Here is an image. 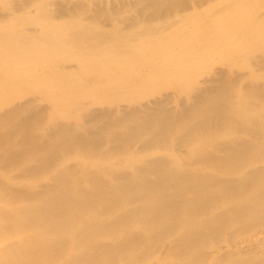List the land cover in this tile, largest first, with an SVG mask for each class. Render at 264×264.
<instances>
[{"label":"rangeland","instance_id":"374dc122","mask_svg":"<svg viewBox=\"0 0 264 264\" xmlns=\"http://www.w3.org/2000/svg\"><path fill=\"white\" fill-rule=\"evenodd\" d=\"M24 1L0 0V136L11 133L9 140L0 138V187L4 188L0 264H24L25 259L15 253L24 249V239L33 241L39 235L32 230L7 231L10 218L31 203L38 205V213L51 217L43 200L55 196L56 176L63 169L72 172L73 180L98 171L108 192L124 186L145 189L114 207L97 208L99 214L90 223L106 224L125 211L145 208L120 235L107 229L101 233L100 241L106 245L138 239L133 250L142 254L140 261L124 257L117 264H264L262 197L233 196L204 209L198 218L185 221L181 217L188 231L185 239L183 228L174 221L168 230L149 238L144 220L155 196L151 189L161 176L151 164L155 160L214 175L205 193L264 169V152L255 147L247 150L254 163L240 167L241 175L236 176L218 174L197 156L205 148L220 158L228 151H216V142L253 139L255 132L241 129L243 121L233 128L208 126L192 136H186L183 127L187 122L198 124L206 116L199 112L189 117L186 111L209 93L219 100L225 94L221 101L228 104V114L246 116L251 125L264 122V0H32L26 6ZM47 23L65 34H71L76 25L84 26L95 49L37 50L18 35L43 33ZM146 25L149 35H140L138 44L154 43L156 49L144 58L139 46L125 58L126 42L137 43L130 37ZM5 32L7 37L2 35ZM116 34L122 36L121 48H113ZM224 38L226 43L221 42ZM38 113L41 117H33ZM27 118L39 142H50L53 129L58 128L89 137L95 146L86 153L69 147L61 150L62 145L39 151L57 160L32 175L36 162L11 166L3 160L10 152H34L14 131ZM173 118L182 124L169 127ZM155 131L164 135L163 144L153 143ZM213 132L218 135L207 137ZM119 134L132 139L125 148L111 151L119 146L113 143V135ZM34 191L37 194L29 195ZM214 217L219 223L208 225ZM41 234L55 238L51 230ZM87 249L95 251L94 264H111L95 247ZM3 250L13 253L17 263L3 261ZM75 261L76 251H67L51 264Z\"/></svg>","mask_w":264,"mask_h":264},{"label":"bare ground","instance_id":"6f19581e","mask_svg":"<svg viewBox=\"0 0 264 264\" xmlns=\"http://www.w3.org/2000/svg\"><path fill=\"white\" fill-rule=\"evenodd\" d=\"M31 1H24L25 6ZM145 27L138 31L136 30L130 37V40L134 38L137 43L126 42L127 52L124 53L125 58H129V52L139 46L145 52L140 54L144 58L148 56L149 50L156 49L154 43L138 44V37L140 35L143 33H145L143 36L149 35L148 26L146 25ZM9 33L11 34V32ZM2 35L7 37V32ZM18 35L24 41L31 44L32 48L37 50L53 48L65 50V48H70V46H73L72 48L76 52L88 48L95 49L93 38L84 26L76 25L71 34H65L57 31L56 27L47 23L45 24L43 33L22 32L18 33ZM119 37L122 36L120 34L113 36V39L117 41V44L114 43L113 48L122 47V44H119ZM141 41L142 38H140L139 43ZM221 42L226 43L227 39L224 38ZM224 95L223 93L219 100L218 98H211L210 93L206 94L201 99V104L198 103L199 105L186 111L189 117H193L194 114L199 112H206V116L198 124L187 122L183 127L186 129L185 135L192 136L203 132L208 126L214 129L233 128L243 121L242 130L255 132L253 139L248 142L242 141L239 138L231 142L222 140L216 142L214 145L216 151H228L226 155L220 158L205 148L201 149L197 154L203 162L208 164V167H211L218 174L232 173L236 176L241 175L239 173L240 167L251 165L255 161L247 153L249 148L255 147L259 151L264 152V122H255L251 125L246 121V116H242L239 113H236L237 115L228 114L230 112L228 104L221 101ZM210 109L212 112H218L217 115L213 114ZM41 115L42 113H38L33 115V117L39 118ZM30 121L31 118L22 119L19 125L15 126L14 131L15 135L22 138L24 144L33 147L31 152H34H10L3 157V160L9 163V165L15 166H28L30 163L33 166L36 162L38 168L32 172V175H35L37 171L43 168L50 167L57 160V156L53 154H38L39 151H47L49 147L62 145L61 150L69 147L71 149L82 150L86 153V151H90L91 147L95 146L94 140H91L89 137L74 135L70 133V130L64 131L58 128L53 129L52 140L50 142H39L41 140L34 133L35 127ZM1 123L2 121L0 120ZM181 124L179 119L173 118L169 121L168 126L175 128ZM145 126L146 124L143 125V127ZM206 135L207 137H214L218 135V132L206 133ZM0 138L9 140L11 133L6 132ZM152 138L154 140L153 143L163 144L165 142L164 135L158 131L153 133ZM131 139L123 134L113 135V143L116 142L119 146H113L111 151L125 148ZM163 160L158 159L151 162L152 166L156 167L161 176L156 181L155 187L151 189V191L155 192V196L152 198L149 206L150 213L144 219L146 233L149 238H153L168 230L171 227L170 223L174 221L177 222L180 228H183L182 236L185 239L188 236V231L181 217L185 221L190 218H198L204 209H210L216 202L227 201L233 196L249 194L264 198V169L244 174L242 175L244 176L242 180L221 184L216 190L205 193V189L215 178L214 175L198 173L195 169L186 168L183 164L177 162L164 163ZM72 178L71 171L61 170L56 176L59 186L54 189L55 196L43 200L46 207L52 212L51 217H54L53 219L49 215H44L43 211L38 213L39 207L35 203L28 204L22 211H18L16 217L10 218L7 231L16 233L22 230H32L39 235V238L33 241L24 239V249L18 250L15 256L23 257L25 259L24 264H51L65 252L76 251V261L73 264H94L95 251L87 249L89 246H93L111 264H117L124 257H129L130 262L135 260H137L135 263L139 262L140 260L138 259L142 258V254L136 253L133 250V245L135 242H138V239H126L121 244L113 246L102 243L100 235L106 229L120 235L126 228L131 226V218L141 214L145 208L138 206L132 210L125 211L117 220L106 224L99 222L90 225V223L94 216L99 214L97 208L108 209L114 207L121 199L132 198L145 189L143 187L132 188L124 186L120 187L118 191L108 192L106 189L107 182L100 178L98 171L77 176V179L74 180ZM90 182L95 185L94 188L91 187ZM164 189L166 192L161 194L160 191ZM3 191L4 188L0 187L1 194ZM35 194H37V191L29 193V195ZM195 201H199L200 205L194 206ZM235 217L241 220L239 213H235ZM155 218H158L160 222L158 219L155 220ZM218 223L219 219L215 217L209 219L207 222L211 226H215ZM46 230L53 231L55 238L51 239L43 236L41 232ZM1 254L3 261L17 263V258L9 250H3Z\"/></svg>","mask_w":264,"mask_h":264}]
</instances>
